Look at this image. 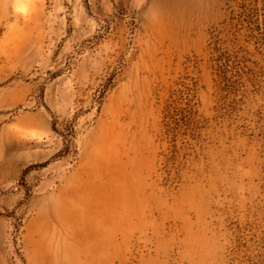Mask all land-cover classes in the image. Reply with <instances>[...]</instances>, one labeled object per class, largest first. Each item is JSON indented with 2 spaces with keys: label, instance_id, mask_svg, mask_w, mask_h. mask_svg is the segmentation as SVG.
Masks as SVG:
<instances>
[{
  "label": "rangeland",
  "instance_id": "374dc122",
  "mask_svg": "<svg viewBox=\"0 0 264 264\" xmlns=\"http://www.w3.org/2000/svg\"><path fill=\"white\" fill-rule=\"evenodd\" d=\"M0 264H264V0H0Z\"/></svg>",
  "mask_w": 264,
  "mask_h": 264
}]
</instances>
